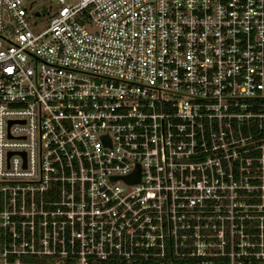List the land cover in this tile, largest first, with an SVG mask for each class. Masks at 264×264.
<instances>
[{
	"label": "built area",
	"instance_id": "built-area-1",
	"mask_svg": "<svg viewBox=\"0 0 264 264\" xmlns=\"http://www.w3.org/2000/svg\"><path fill=\"white\" fill-rule=\"evenodd\" d=\"M27 2L0 0V264H264V0H57L38 31Z\"/></svg>",
	"mask_w": 264,
	"mask_h": 264
},
{
	"label": "rangeland",
	"instance_id": "rangeland-1",
	"mask_svg": "<svg viewBox=\"0 0 264 264\" xmlns=\"http://www.w3.org/2000/svg\"><path fill=\"white\" fill-rule=\"evenodd\" d=\"M29 6L33 12L42 13L41 17H34L32 22H40L39 27H33L35 31L46 28L52 17L59 8L57 0H28L26 6Z\"/></svg>",
	"mask_w": 264,
	"mask_h": 264
},
{
	"label": "water",
	"instance_id": "water-1",
	"mask_svg": "<svg viewBox=\"0 0 264 264\" xmlns=\"http://www.w3.org/2000/svg\"><path fill=\"white\" fill-rule=\"evenodd\" d=\"M129 182L139 181V174L136 177H132L128 179Z\"/></svg>",
	"mask_w": 264,
	"mask_h": 264
}]
</instances>
